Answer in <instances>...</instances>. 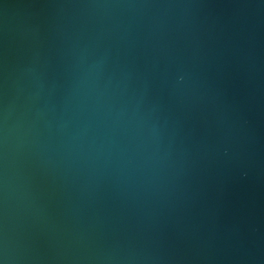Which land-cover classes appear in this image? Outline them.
<instances>
[{
    "label": "water",
    "instance_id": "obj_1",
    "mask_svg": "<svg viewBox=\"0 0 264 264\" xmlns=\"http://www.w3.org/2000/svg\"><path fill=\"white\" fill-rule=\"evenodd\" d=\"M0 264H264V0H0Z\"/></svg>",
    "mask_w": 264,
    "mask_h": 264
}]
</instances>
